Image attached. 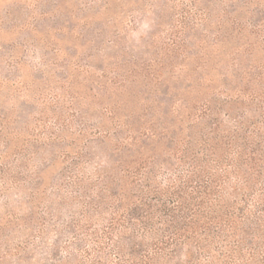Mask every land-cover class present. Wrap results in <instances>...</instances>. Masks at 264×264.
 <instances>
[{
  "label": "trees",
  "instance_id": "16d2710c",
  "mask_svg": "<svg viewBox=\"0 0 264 264\" xmlns=\"http://www.w3.org/2000/svg\"><path fill=\"white\" fill-rule=\"evenodd\" d=\"M221 4L211 48L223 61L145 78L156 95L143 102L168 122L137 128L114 100L80 134L69 167L79 211L52 230L50 263L264 264V0ZM111 83L124 96L133 82Z\"/></svg>",
  "mask_w": 264,
  "mask_h": 264
},
{
  "label": "rangeland",
  "instance_id": "374dc122",
  "mask_svg": "<svg viewBox=\"0 0 264 264\" xmlns=\"http://www.w3.org/2000/svg\"><path fill=\"white\" fill-rule=\"evenodd\" d=\"M221 1L0 0V264H53L52 230L79 211L69 167L80 134L114 100L137 128L161 120L145 78L224 60L211 48ZM109 81L133 83L120 96Z\"/></svg>",
  "mask_w": 264,
  "mask_h": 264
}]
</instances>
